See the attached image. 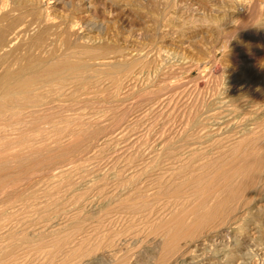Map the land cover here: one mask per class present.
Returning <instances> with one entry per match:
<instances>
[{"label": "rangeland", "instance_id": "obj_1", "mask_svg": "<svg viewBox=\"0 0 264 264\" xmlns=\"http://www.w3.org/2000/svg\"><path fill=\"white\" fill-rule=\"evenodd\" d=\"M12 1L15 2V0ZM40 3L39 8L28 6L27 10L21 8L20 13L17 12L19 14L15 12L12 15V31L16 25L18 27L21 24L37 21L35 18L39 16V10L46 11V8L48 11L50 10L48 15L55 22V27L33 24L34 27L28 32L31 37L27 33L24 34L21 43L18 41L17 45L19 46L16 45L12 51L11 68L19 70L20 67L23 68L30 62L35 64L40 60H44L46 65L52 64L47 65L48 67H53L60 62L66 65L76 64V60H81L83 63H89V71L85 70L86 73L83 71L78 76H65L64 79L55 81L56 83L52 81L46 84L39 83L34 86L30 95L20 96L14 104L12 103V107L0 110V119L4 118L0 120L2 128H0V135L4 139L2 143L7 139L13 141L14 138H20V135L23 136L24 142L28 139L26 142L29 143L27 145L23 142L24 147H20L21 143H17V145L16 141L13 143L10 141L12 148H9V151L22 153L21 156L24 154L25 157L22 156V158L26 160L12 162L14 166H7L8 169L0 170L4 173H0V182L9 180L7 175L10 178L12 175L10 180L22 178L20 182L18 181L19 183H12L13 185L4 182L1 185L0 183V264H142L144 261L147 262L144 264L154 263L155 260L152 261V259H156L155 256H157L155 254L156 240L164 239L166 235V230L161 227L162 222H167L176 209L177 211L184 209V204L187 207L186 203L191 197L192 188L197 187L192 183L185 184L184 178L191 179L194 175L193 178H200L203 181V179L214 177L218 169L221 172L224 170L225 175L232 176L236 171L234 168L241 162L238 160V164L235 166V163L233 164L231 161L234 158H239L242 154L241 151L250 153L252 152L250 150L256 152L261 150L264 152V0H40ZM32 14L36 16H32ZM31 19H34V22ZM72 30L78 33L76 34L78 37L73 35ZM81 36L88 37V42L80 40ZM19 47L20 49H18ZM117 64H125L128 69L125 70L126 72L124 71L125 73L114 71L113 66ZM3 72L0 69V77ZM131 76L135 79L127 83L126 79ZM172 87L175 88L172 89ZM238 89L242 92L240 93ZM1 91L0 89V93ZM102 105L105 106L102 107ZM97 109L102 114H99ZM15 112L17 113L15 114ZM15 119L17 122L14 121ZM72 122L73 124H71ZM69 126L73 128H69ZM77 131L78 134L81 133L80 137L85 136L84 139H81L82 145L78 143L75 152L71 151L66 154L68 156L60 157L58 148L62 147L64 143L67 145L71 136L75 135ZM102 137H105L106 141L109 139L108 143L103 142ZM41 138L45 143L40 141ZM205 138L207 141L204 140ZM242 139H244V143ZM240 142L243 145H240ZM31 145L33 149L36 147L40 149L42 146L45 148L48 146V149L37 154L31 152L32 148H29L30 152H28L26 148ZM98 147L99 149H97ZM15 148L16 150H14ZM31 154L34 158L37 157L34 159ZM113 154L114 156H112ZM80 159L82 160L80 161ZM227 159H229L228 162ZM76 160L84 164L80 167L82 169L75 167V170L74 168L72 170L70 168L73 164L78 163ZM209 163L215 165L212 166ZM230 163L231 166H229ZM64 166L67 171L64 170ZM200 166L201 168H199ZM225 167L229 169H225ZM231 167L233 170L230 169ZM62 169L66 171L64 172L66 175L60 171ZM2 175L7 176V180L3 179L5 177ZM177 175L178 177H176ZM61 176L64 178L61 179ZM174 178L176 179L174 180ZM261 178H264V175ZM118 181L120 182L117 183ZM120 183L121 185H119ZM172 184L174 185L172 186ZM7 185L8 188L14 187L8 189ZM259 185V192L255 193L258 199L252 195V199L249 200L251 204L247 200L246 207L256 202L255 199L258 201L264 196L263 179ZM51 189L53 190L51 191ZM177 190L180 191L179 196L174 197ZM141 195L146 196L142 198ZM181 197L183 198L181 199ZM241 209L234 215L235 217L239 215L243 217L247 212L245 209ZM23 220H27V222ZM51 220H54L53 223ZM155 223H157L156 227ZM155 229H158L160 233L157 232L158 230L155 233ZM31 230L33 231L31 232ZM213 230H205V232H209V235L204 232V238H202L207 251L205 248L202 250L203 246L197 252H190L192 248L185 249V254L190 253L191 256L186 255L185 259L187 260L178 264H213L214 262V264H232V262L233 264L242 262L244 264L245 261L247 264H254V262L255 264H264V261L261 263L259 260L260 257H256L254 260L252 258L251 261L236 257H233L235 260L230 259L226 252L231 248V242L225 237L215 238L216 229L215 233L212 232L214 236L210 234V231ZM158 237L159 239H157ZM225 242L226 244H224ZM213 244L214 246H212ZM113 245L116 246V248L114 247L116 250L112 248ZM216 245L218 246L216 247ZM6 250L8 251L6 252ZM220 250L222 252H219ZM100 251L107 252V256L92 262L88 257L89 254ZM202 251H204L203 256ZM114 257H117L116 260ZM98 260L102 261L98 262Z\"/></svg>", "mask_w": 264, "mask_h": 264}, {"label": "bare ground", "instance_id": "obj_2", "mask_svg": "<svg viewBox=\"0 0 264 264\" xmlns=\"http://www.w3.org/2000/svg\"><path fill=\"white\" fill-rule=\"evenodd\" d=\"M60 2V1H59ZM43 3V2H42ZM41 3H40V0H28V1H22V0H18V1H16L15 0V2L14 1H12V0H0V69H2V71H4L3 73H2V75H1V77H0V89L2 90L1 91V93H0V110H4L5 108L7 109L8 107H10L11 105H12V103L14 104L15 103V101L17 100V98L18 97H20V96H24V95H30V93L31 92H33V88H35L34 86L35 85H39V83H41V84H46V83H48V82H50L51 83V81L52 82H55V81H60V79H64V77L65 76H72V75H76V76H78V74L80 75V73L82 72L83 73V71H85V70H87V71H89L88 70V68H89V63L87 64L86 62H82L81 60V62L80 61H78V60H76V64H71V65H66V64H63V62L61 63H58V64H56V65H54L53 67H48V66H50V65H52V64H50V65H46V63L45 62H43L44 60H40L38 63H35V64H33L32 62H30V64H32V65H30V64H26L23 68L22 67H20V69L19 70H13L11 67H12V51H14V49H15V46L21 41V40H23L22 38L24 37L23 35L24 34H26L27 33V35L29 36V37H31L29 34H28V32H30L31 30H32V27H34V26H32L33 24H37L38 23V25L39 24H43V26H46V25H51V26H53V27H55L54 26V24H55V22H53L50 18H49V15H48V13L50 12V10L48 11V9L46 8V11L45 10H39V16L37 17V18H35L37 21H35L34 22V19H31L34 23H30V24H21V25H19L18 27H17V25L14 27V31H12L13 29H12V15L13 14H15V12L17 13V12H19L20 13V10H21V8H24V10H27V8L26 7H28V6H30V8L31 7H34V8H39V5H40ZM66 4V3H65ZM26 8V9H25ZM51 8V7H50ZM33 9V8H32ZM31 9V10H32ZM254 10V9H253ZM53 11V10H52ZM30 12V11H29ZM19 13H17V14H19ZM21 13H23V12H21ZM30 14V13H29ZM28 14V15H29ZM26 14H24V16H25ZM33 15H35V14H32V16ZM22 16V15H21ZM36 16V15H35ZM51 16V15H50ZM26 17V16H25ZM30 19V17L28 18V20ZM16 20H17V17H16ZM32 21H30V22H32ZM29 22V21H28ZM59 23H61V22H59ZM41 26V25H40ZM72 26V25H71ZM17 27V28H16ZM35 27H36V25H35ZM37 28H38V26H37ZM48 28V27H47ZM35 29V28H34ZM40 29V28H39ZM52 29V28H51ZM55 29V28H54ZM59 29V28H58ZM72 29V28H71ZM70 29V30H71ZM37 31V30H36ZM56 31V30H55ZM57 33V32H56ZM55 33V34H56ZM72 33H73V35H75V36H77L76 34H78V33H75V32H73V30H72ZM31 34V33H30ZM33 34V33H32ZM48 35V34H47ZM60 35V34H59ZM222 35V34H221ZM23 36V37H22ZM26 36V35H25ZM80 36V35H79ZM78 37V36H77ZM87 37V36H86ZM218 37V36H217ZM88 38V37H87ZM87 38H84L83 36H81L79 39L80 40H82L83 42H88L87 41ZM78 39V38H77ZM92 39V38H91ZM226 39V38H225ZM26 40H27V38H26ZM19 41V42H18ZM47 42V41H46ZM137 42V41H136ZM21 43V42H20ZM226 43V42H225ZM224 43V44H225ZM24 44V43H23ZM17 46H19V45H17ZM21 46V45H20ZM23 46V45H22ZM21 46V47H22ZM24 47V46H23ZM18 49H20V47L18 48ZM87 51V50H86ZM135 51V50H134ZM15 52H17L16 50H15ZM14 52V53H15ZM49 52V51H48ZM18 53V52H17ZM246 53V52H245ZM251 53V52H250ZM253 53V52H252ZM49 54V53H48ZM16 55V54H15ZM132 55V54H131ZM25 56V55H24ZM72 56V55H71ZM86 56V55H85ZM158 56V55H157ZM14 57V56H13ZM96 58V57H95ZM142 58V57H141ZM97 59H101V58H97ZM105 59V58H104ZM14 60V59H13ZM16 60V59H15ZM39 60V59H38ZM174 60V59H173ZM46 61V60H45ZM77 61H78V63H77ZM120 61V60H119ZM16 62V61H15ZM75 62V61H74ZM112 62H114V61H112ZM91 63V62H90ZM102 63V62H101ZM100 63V64H101ZM106 63V62H105ZM128 63V62H127ZM175 64V63H174ZM16 65V64H15ZM97 65H99V64H97ZM103 65V64H102ZM105 65V64H104ZM107 65H108V62H107ZM128 65V64H127ZM131 65V64H130ZM109 66V65H108ZM128 66H126L125 64H117V65H114L113 66V70L114 71H118V72H121V73H125L126 71L125 70H127L128 68H127ZM9 68V69H8ZM10 68H11V70H10ZM108 69V68H107ZM111 69V68H110ZM109 69V70H110ZM169 69H171V68H169ZM132 70V69H131ZM157 70V69H156ZM161 70V69H160ZM125 71V72H124ZM109 72V71H108ZM134 72V71H133ZM166 72V71H165ZM171 72V71H170ZM178 72H180V71H178ZM85 73H86V71H85ZM88 73V72H87ZM96 73V72H95ZM99 73V72H98ZM110 74H111V72H109ZM108 73V74H109ZM129 73H130V71H129ZM97 74V73H96ZM100 74V73H99ZM104 74V73H103ZM119 74V73H118ZM157 74V73H156ZM114 75H116L115 73H114ZM139 75V74H138ZM154 75V74H153ZM101 76V75H100ZM106 76V75H105ZM126 76V75H125ZM108 77H109V75H108ZM141 77V76H140ZM75 78V77H74ZM125 78V77H124ZM127 78V77H126ZM138 78H139V76H138ZM135 79V78H134ZM133 79V77L131 76L130 78H128V79H126L127 80V83H129L130 81H133L134 80ZM163 79V78H162ZM66 80V79H65ZM137 80V79H136ZM141 80V79H140ZM240 80H242V79H240ZM64 81V80H63ZM62 82V81H61ZM239 82V81H238ZM56 83V82H55ZM75 83V82H74ZM88 84V83H87ZM93 84V83H92ZM121 84H122V82H121ZM172 84V83H171ZM171 84H169V85H171ZM125 85H127V84H125ZM124 85V86H125ZM178 85V84H177ZM236 85H238V84H236ZM242 85V84H241ZM92 86V85H91ZM157 86H159L158 84H157ZM163 86V85H162ZM175 86V85H174ZM234 86V85H233ZM46 87V86H45ZM247 87V86H246ZM158 88V87H157ZM165 88H168V87H165ZM170 88V87H169ZM168 88V89H169ZM173 88H175V87H172V89ZM127 89V88H126ZM93 90V89H92ZM161 90V89H160ZM35 91V90H34ZM232 91V90H231ZM238 91H239V89H238ZM245 91V90H244ZM240 92V91H239ZM242 92V91H241ZM240 92V93H241ZM255 92V91H254ZM148 93V92H147ZM35 94V93H34ZM44 94V93H43ZM125 94V93H124ZM145 94V93H144ZM154 94H156V93H154ZM165 94V93H164ZM74 95V94H73ZM97 95V94H96ZM146 95V94H145ZM237 95V94H236ZM239 95V94H238ZM26 96V97H27ZM126 96V95H125ZM147 96V95H146ZM89 97V96H88ZM110 98V97H109ZM24 99V98H23ZM32 99V98H31ZM37 99V98H36ZM104 100H105V98H103ZM125 99V98H124ZM130 99V98H129ZM177 99V98H176ZM251 99V98H250ZM84 100V99H83ZM126 100V99H125ZM20 101V100H19ZM85 101H86V99H85ZM101 101V100H100ZM114 101V100H113ZM136 101V100H135ZM249 101V100H248ZM94 102H95V100H94ZM104 102V101H103ZM118 102V101H117ZM124 102V101H123ZM133 102V101H132ZM80 103V102H79ZM135 103V102H134ZM138 103V102H137ZM171 103V102H170ZM18 104V103H17ZM30 106H31V104L30 103H28ZM57 104V103H56ZM80 104H82V103H80ZM86 104V103H85ZM103 104V103H102ZM154 104V103H153ZM163 104V103H162ZM221 104V103H220ZM234 104V103H233ZM58 105H60V104H58ZM90 105V104H89ZM99 105V104H98ZM133 105V104H132ZM136 105V104H135ZM81 106V105H80ZM101 106V105H100ZM103 106H105V105H102V107ZM134 106V105H133ZM161 106V105H160ZM259 106V105H258ZM12 107V106H11ZM15 107V106H14ZM32 107V106H31ZM68 107V106H67ZM92 107H93V105H92ZM98 107V106H97ZM3 108V109H2ZM90 108H91V106H90ZM17 109V108H16ZM52 109V108H51ZM58 109H59V107H58ZM94 109V108H93ZM104 109V108H103ZM102 109V110H103ZM249 109V108H248ZM255 109V108H254ZM44 110V109H43ZM67 110V109H66ZM101 110V111H102ZM251 110V109H250ZM253 110V109H252ZM23 111V110H22ZM97 111L99 112V110L97 109ZM96 111V112H97ZM137 111V110H136ZM158 111V110H157ZM9 112V111H8ZM7 112V113H8ZM29 112V111H28ZM36 112V111H35ZM72 112V111H71ZM93 112V111H92ZM230 112V111H229ZM258 112V111H257ZM7 113H6V115H7ZM17 112H15V114H16ZM27 113V112H26ZM38 113V112H37ZM81 113V112H80ZM95 113V112H94ZM105 113V112H104ZM176 113V112H175ZM30 114V113H29ZM99 114H102V113H100L99 112ZM98 114V115H99ZM122 114V113H121ZM169 114V113H168ZM255 114V113H254ZM256 114H258V113H256ZM2 115V114H1ZM5 115V116H6ZM14 115V114H13ZM31 115V114H30ZM49 115V114H48ZM117 115H119V114H117ZM116 115V116H117ZM210 115V114H209ZM3 116V115H2ZM14 116H16V115H14ZM33 116V115H32ZM40 116V115H39ZM65 116V115H64ZM128 116V115H127ZM249 116V115H248ZM20 117V116H19ZM29 117V116H28ZM97 117V116H96ZM95 117V118H96ZM231 117V116H230ZM244 117V116H243ZM26 118V117H25ZM40 118V117H39ZM65 118V117H64ZM67 118V117H66ZM65 118V119H66ZM72 118V117H71ZM84 118V117H83ZM98 118H100L99 116H98ZM103 118V117H102ZM104 118H105V116H104ZM124 118V117H123ZM188 118V117H187ZM186 118V119H187ZM198 118V117H197ZM219 118V117H218ZM223 118V117H222ZM2 119H4L3 117H1V119L0 120H2ZM38 119V118H37ZM41 119V118H40ZM88 119V118H87ZM118 119V118H117ZM6 120V119H5ZM11 120V119H10ZM35 120V119H34ZM62 120H63V118H62ZM71 120V119H70ZM81 120H82V118H81ZM102 120V119H101ZM108 120V119H107ZM174 120V119H173ZM15 122H17L16 121V119L14 120ZM20 121V120H19ZM85 121V120H84ZM88 121H89V119H88ZM103 121V120H102ZM125 121V120H124ZM142 121H144V120H142ZM1 122V121H0ZM11 122V121H10ZM25 122V121H24ZM35 122V121H34ZM76 122V121H75ZM87 122V121H86ZM98 122V121H97ZM100 122V121H99ZM139 122V121H138ZM224 122V121H223ZM235 122V121H234ZM67 123H68V121H67ZM106 123V122H105ZM131 123V122H130ZM2 124V123H1ZM10 124V123H9ZM14 124V123H13ZM21 124V123H20ZM71 124H73V122L71 123ZM70 124V125H71ZM86 124V123H85ZM90 124H91V122H90ZM94 124V123H93ZM108 124V123H107ZM149 124V123H148ZM184 124V123H183ZM187 124V123H186ZM242 124V123H241ZM11 125V124H10ZM31 125V124H30ZM35 125V124H34ZM69 125V124H68ZM77 125V124H76ZM92 125V124H91ZM105 125V124H104ZM112 125V124H111ZM178 125V124H177ZM194 125V124H193ZM2 126V125H1ZM42 126V125H41ZM75 126V125H74ZM82 126H85V125H82ZM90 126V125H89ZM94 126V125H93ZM108 126H110V125H108ZM116 126V125H115ZM226 126H227V124H226ZM3 127V126H2ZM6 127V126H5ZM10 127V126H9ZM17 127V126H16ZM15 127V128H16ZM48 127V126H47ZM55 127V126H54ZM66 127V126H65ZM72 127V126H71ZM70 126H69V128H71ZM87 127V126H86ZM85 127V128H86ZM96 127V126H95ZM114 127V126H113ZM143 127V126H142ZM152 127V126H151ZM179 127V126H178ZM205 127V126H204ZM1 128V127H0ZM8 128V127H7ZM12 129H13V127H11ZM38 128V127H37ZM64 128V127H63ZM73 128V127H72ZM77 128V127H76ZM83 128V127H82ZM107 128H109V127H107ZM183 128V127H182ZM210 128V127H209ZM219 128V127H218ZM224 128V127H223ZM227 128V127H226ZM2 129V128H1ZM33 129V128H32ZM66 129V128H65ZM68 129V128H67ZM84 129V128H83ZM120 129V128H119ZM128 129V128H127ZM206 129H208V128H206ZM9 130V129H8ZM28 130V129H27ZM52 130H53V127H52ZM69 130V129H68ZM67 130V131H68ZM85 130V129H84ZM86 130H88V129H86ZM212 130V129H211ZM219 130V129H218ZM221 130H222V128H221ZM225 130V129H224ZM249 130V129H248ZM247 130V131H248ZM2 131V130H1ZM15 131V130H14ZM13 131V132H14ZM55 131V130H54ZM118 131V130H117ZM171 131V130H170ZM206 131H208V130H206ZM220 131V130H219ZM223 131V130H222ZM240 131H242V130H240ZM3 132V131H2ZM8 132V131H7ZM6 132V133H7ZM23 132V131H22ZM25 132H26V130H25ZM34 132V131H33ZM53 132V131H52ZM57 132V131H56ZM61 132V131H60ZM83 133H85L84 131H82ZM123 132V131H122ZM208 132H210V131H208ZM233 132V131H232ZM249 132V131H248ZM261 132V131H260ZM11 133V132H10ZM24 133V132H23ZM74 133V132H73ZM76 133V132H75ZM200 133V132H199ZM19 134H20V132H19ZM37 134V133H36ZM40 134V133H39ZM56 134V133H55ZM65 134V133H64ZM81 134V133H80ZM80 134H78V131H77V133L75 134V135H73V136H71L72 138H71V140L69 141V143L66 145L65 143L63 144V145H66V146H63L62 144V147H59V145L57 144V147H59L58 148V151H60V157L62 156L63 157V155L65 156L66 154H68V153H70L71 151H73V152H75L76 150H75V148H77V145H78V143H82V141H81V139H84V137H80ZM87 134V133H86ZM181 134V133H180ZM201 134V133H200ZM246 134V133H245ZM3 135H5L4 133H3ZM8 135H9V133H8ZM28 135V134H27ZM89 135V134H88ZM192 135V134H191ZM209 135V134H208ZM13 136V135H12ZM58 136V135H57ZM61 136H62V132H61ZM60 136V137H61ZM68 136V135H67ZM0 137H1V135H0ZM3 137V136H2ZM1 137V138H2ZM23 136H21L20 135V138H14L13 139V141L15 142L16 141V143L15 144H20V147H24L23 145L24 144H27V142H28V139L24 142V140H23V138H22ZM25 137V136H24ZM35 137V136H34ZM92 137V136H91ZM112 137V136H111ZM110 137V138H111ZM0 138V170L1 169H8V167L7 166H11V165H13L12 164V162H18V160L19 161H22V160H26L25 158L23 159L22 158V156L24 155H22L21 156V154L22 153H12V151L10 152L9 151V148H12L10 145H12L11 144V142L10 141H12V140H6L5 142H3L2 143V140H4L3 138L1 139ZM7 138H8V136H7ZM22 138V139H21ZM28 138V137H27ZM37 138V137H36ZM43 138V137H42ZM42 138L40 139V141L42 140ZM52 138V137H51ZM50 138V139H51ZM59 138V137H58ZM70 138V137H69ZM94 138V137H93ZM96 138V137H95ZM12 139V138H11ZM25 139H26V137H25ZM39 139V138H38ZM37 139V140H38ZM49 139V140H50ZM53 139V138H52ZM87 139V138H86ZM102 140H103V142L104 141H106V138L105 137H102L101 138ZM230 139V138H229ZM245 139V138H244ZM244 139H242L243 140V143H244ZM249 139V138H248ZM256 139V138H255ZM30 140V139H29ZM34 140V139H33ZM36 140V139H35ZM45 140H46V138H45ZM58 140V139H57ZM59 140H60V138H59ZM90 140V139H89ZM93 140V139H92ZM98 140H99V137H98ZM109 139H107V141H108ZM204 140H206V138L204 139ZM203 140V141H204ZM226 140V139H225ZM242 140H240V141H242ZM260 140H261V138H260ZM13 141H12V143H13ZM32 141V140H31ZM39 141V140H38ZM37 141V142H38ZM43 141V140H42ZM54 141V140H53ZM56 141V140H55ZM81 141V142H80ZM87 141V140H86ZM85 141V142H86ZM106 141V143H108ZM135 141V140H134ZM197 141V140H196ZM200 141V140H199ZM207 141V140H206ZM215 141V140H214ZM252 141V140H251ZM24 142V144H22ZM44 142V141H43ZM48 142V141H47ZM46 142V143H47ZM116 142V141H115ZM216 142H217V140H216ZM235 142V141H234ZM253 142V141H252ZM255 142V141H254ZM36 143V142H35ZM40 143V142H39ZM42 143V142H41ZM45 143V142H44ZM43 143V144H44ZM58 143H60V142H58ZM62 143V142H61ZM89 143V142H88ZM88 143H85L86 145L88 144ZM100 143V142H99ZM204 143V142H203ZM206 143V142H205ZM210 143V142H209ZM208 143V144H209ZM211 143H212V141H211ZM223 143V142H222ZM226 143V142H225ZM243 143L242 142H240V145L242 144L243 145ZM260 143V142H259ZM17 144V145H18ZM49 144V143H48ZM51 144V143H50ZM84 144V143H83ZM146 144V143H145ZM248 144V143H247ZM261 144V143H260ZM14 145V144H13ZM22 145V146H21ZM27 145H29V143L27 144ZM27 145H26V147H27ZM36 145H37V143H36ZM46 145V144H45ZM82 145V144H81ZM89 145V144H88ZM91 145V144H90ZM93 145V144H92ZM100 145V144H99ZM103 145H105V144H103ZM109 145V144H108ZM107 145V146H108ZM188 145V144H187ZM209 145H211V144H209ZM224 145V144H223ZM238 145V144H237ZM16 146V145H15ZM32 146V145H31ZM31 146H29L28 148H26V150L28 151V150H30L29 148H32V150H30L31 152L33 151L34 153H41L42 151L44 152L45 150H47L48 148V146L45 148V147H40V149H38L37 147V149L35 148V149H33V146L31 147ZM50 146V145H49ZM53 146V145H52ZM102 146V145H101ZM106 146V147H107ZM116 146V145H115ZM123 146V145H122ZM145 146V145H144ZM239 146V145H238ZM252 146V145H251ZM19 147V148H20ZM56 147V146H55ZM56 147V148H57ZM87 147V146H86ZM86 147H84V148H86ZM163 147V146H162ZM206 147H208V146H206ZM211 147V146H210ZM225 147V146H224ZM245 147V146H244ZM252 147H254V145L252 146ZM251 147V148H252ZM80 147L78 146V149H79ZM84 148H82V149H84ZM89 148V147H88ZM112 148V147H111ZM131 148V147H130ZM143 148V147H142ZM171 148V147H170ZM169 148V149H170ZM256 148V147H255ZM95 149V148H94ZM97 149H99V147L97 148ZM102 149V148H101ZM116 149V148H115ZM114 149V150H115ZM161 149V148H160ZM186 149V148H185ZM192 149V148H191ZM194 149V148H193ZM206 149V148H205ZM210 149V148H209ZM230 149V148H229ZM253 149V148H252ZM258 149V148H257ZM260 149H261V147H260ZM11 150V149H10ZM14 150H16V148L14 149ZM24 150H25V148H24ZM75 150V151H74ZM80 150V149H79ZM90 150V149H89ZM139 150V149H138ZM159 150V149H158ZM163 150H164V148H163ZM179 150V149H178ZM233 150V149H232ZM243 150V149H242ZM245 150V149H244ZM247 150V149H246ZM263 150V149H262ZM18 151V150H17ZM20 151V150H19ZM30 151H28V152H30ZM95 152H96V150H94ZM98 151V150H97ZM120 151V150H119ZM165 151V150H164ZM182 151V150H181ZM189 151H191L190 149H189ZM201 151H203V150H201ZM205 151V150H204ZM222 151V150H221ZM237 151V150H236ZM249 151V150H248ZM250 151H252V152H250V153H244V152H242L241 151V155L239 156V158H234L232 161H231V163L233 162V164L236 166L238 163V160L241 162V164L239 165V166H236V168H234L236 171H235V173L232 175V176H229V175H225L226 173L225 172H221L220 171V169H218L217 170V173H215V176L214 177H212V178H206V179H203V181H201L200 180V178H193L194 177V175L192 176V178L191 179H189L188 177H187V179H185L184 178V183L185 184H195V185H197V187H194V185H193V187H194V189L192 188V191L191 190H189V191H191V197H190V199L189 200H187L188 202L186 203V204H188L187 205V207H186V205L184 204V206L185 207H183L184 209H178V211H177V209H176V211H173V213H172V215H171V217H170V215H169V220L166 222H162L163 223V225L161 224V227H163V229H165L166 230V235L164 236V239H159V237L157 238V239H159V240H156L157 242V245H155L156 246V250H155V252H154V250H153V253H155L157 256H155L156 257V259H152V261L153 260H155L154 261V263H150V264H178L179 262L181 263H184L183 261L184 260H187V259H185V258H187L186 257V255L187 254H185L186 252V250H188V249H190V248H192L191 249V251L190 252H197V251H200L201 250V246H203L202 247V250L205 248L204 246H205V244H204V239L202 240V238H204V234L206 233L207 235H209L208 233H207V231L205 232V230H209V229H216V236H215V238L217 237H225V238H227L228 239V241L229 242H231V244H232V246H231V248L227 251V247L226 246H224V247H226L225 248V250L227 251H225L226 253H227V256L231 259V258H233V257H236L237 259H242V260H244L245 258H246V260L247 259H249L248 261H251L252 260V258H253V260H254V258H256V257H260L259 258V260H261V263H262V261H264V196H262L258 201L255 199V201L256 202H252V200H251V202L253 203L251 206H249V207H246L248 204V202L247 203H245L247 200L249 201L250 200V198L252 199V195H255V193L256 192H259L258 191V189H259V184H260V181L263 179V181H264V178H261V176H263L264 175V152L262 151L261 152V150H260V152H256V151H254V150H250ZM254 151V152H253ZM258 151H259V149H258ZM27 152V153H28ZM48 152V151H47ZM46 152V153H47ZM55 152H56V149H55ZM129 152V151H128ZM160 152V151H159ZM166 152V151H165ZM178 152V151H177ZM185 152H187V151H185ZM219 152V151H218ZM39 153V154H40ZM85 153V152H84ZM109 153V152H108ZM119 153V152H118ZM184 153V152H183ZM195 153V152H194ZM193 153V154H194ZM212 153V152H211ZM220 153V152H219ZM29 154V153H28ZM55 154H57V153H55ZM80 154V153H79ZM105 154V153H104ZM146 154V153H145ZM196 154V153H195ZM199 154H200V152H199ZM210 154V153H209ZM235 154V153H234ZM240 154V153H239ZM32 155V154H31ZM41 155H43V154H41ZM46 155V154H45ZM52 155V154H51ZM54 155V154H53ZM85 155V154H84ZM101 155V154H100ZM102 155H103V153H102ZM101 155V156H102ZM124 155V154H123ZM168 155V154H167ZM178 155H180V154H178ZM211 155V154H210ZM236 155V154H235ZM44 156V155H43ZM58 156H59V154H58ZM66 156H68V155H66ZM65 156V157H66ZM111 156V155H110ZM112 156H114V154L112 155ZM151 156V155H150ZM166 156V155H165ZM164 156V157H165ZM173 156V155H172ZM196 156H198V155H196ZM205 156V155H204ZM209 156V155H208ZM207 156V157H208ZM221 156V155H220ZM232 156V155H231ZM230 156V157H231ZM23 157H25V156H23ZM31 157V156H30ZM32 157H33V155H32ZM37 157V156H36ZM35 157V158H36ZM53 157V156H52ZM64 157V158H65ZM74 157V156H73ZM77 157H79V156H77ZM120 157V156H119ZM118 157V158H119ZM158 157V156H157ZM161 157V156H160ZM163 157V156H162ZM179 157V156H178ZM193 157H194V155H193ZM201 157V156H200ZM217 157V156H216ZM22 158V159H21ZM34 158V157H33ZM34 158V159H35ZM45 159H46V157H44ZM71 158V157H70ZM82 158V157H81ZM95 158V157H94ZM141 158V157H140ZM168 158V157H167ZM180 158V157H179ZM212 158V157H211ZM220 158V157H219ZM21 159V160H20ZM39 159V158H38ZM43 159V158H42ZM41 159V160H42ZM78 159V158H77ZM83 159V158H82ZM82 159H80V161L82 160ZM174 159V158H173ZM187 159V158H186ZM225 159V158H224ZM52 160V159H51ZM59 160V158L57 159V161ZM62 160H63V158H62ZM67 160V159H66ZM140 160V159H139ZM189 160V157H188V159H187V161ZM192 160V159H191ZM202 160H204V159H202ZM214 160H216V159H214ZM228 160L229 159H227V162H228ZM43 161V160H42ZM72 161V160H71ZM77 161V160H76ZM79 161V160H78ZM77 161V162H78ZM109 161V160H108ZM117 161V160H116ZM132 161V160H131ZM175 161V160H174ZM177 161V160H176ZM196 161H198V160H196ZM195 161V162H196ZM206 161V160H205ZM226 161V160H225ZM26 162V161H25ZM38 162H39V160H38ZM41 162V161H40ZM44 162V161H43ZM70 162V161H69ZM75 162V161H74ZM74 162H72V163H74ZM76 162V163H77ZM184 162V161H183ZM190 162V161H189ZM211 162V161H210ZM223 162V161H222ZM239 162V163H240ZM28 163V162H27ZM26 163V164H27ZM29 163H30V161H29ZM33 163H35V162H33ZM46 163H47V160H46ZM49 163V162H48ZM56 163V162H55ZM63 163V162H62ZM61 163V164H62ZM90 163V162H89ZM92 163V162H91ZM96 163V162H95ZM128 163H130V162H128ZM145 163V162H144ZM198 163H199V161H198ZM198 163H196V164H198ZM214 163V162H213ZM212 163V164H213ZM220 163V162H219ZM231 163H230V165L229 166H231ZM37 164V163H36ZM39 164V163H38ZM53 164V163H52ZM51 164V165H52ZM69 164H71V163H69ZM86 165H87V163H85ZM124 164V163H123ZM122 164V165H123ZM126 164V163H125ZM141 164V163H140ZM148 164V163H147ZM195 164V165H196ZM202 164V163H201ZM206 164H207V162H206ZM210 164V163H209ZM212 164H210V165H212ZM222 165H223V163H221ZM225 164V163H224ZM24 166H25V163L23 164ZM34 165V164H33ZM32 165V166H33ZM42 165H43V163H42ZM49 165H50V163H49ZM48 165V166H49ZM84 164L83 163H77V164H73V166L72 167H70L72 170H73V168H74V170H75V167H82ZM122 165H120V166H122ZM181 165H182V163H181ZM215 165V164H214ZM214 165H212V166H214ZM14 166V165H13ZM38 166V165H37ZM66 166V165H65ZM64 166V167H65ZM140 166V165H139ZM138 166V167H139ZM186 166V165H185ZM207 166V165H206ZM211 166V167H212ZM219 166H221V165H219ZM228 166V165H227ZM18 167V166H17ZM34 167V166H33ZM54 167V166H53ZM58 167V166H57ZM61 166H59L58 168H60ZM85 167V166H84ZM124 167H126V166H124ZM128 167V166H127ZM150 167V166H149ZM148 167V168H149ZM172 167V166H171ZM191 167V169H192V166H190ZM193 167H195V166H193ZM205 167V166H204ZM204 167H202V168H204ZM208 167V166H207ZM206 167V168H207ZM210 167V168H211ZM25 168H26V166H25ZM49 168V167H48ZM47 168V169H48ZM109 168V167H108ZM180 168H181V166H180ZM198 168V167H197ZM199 168H201V166L199 167ZM198 168V169H199ZM205 168V169H206ZM227 167H225V169H226ZM13 169V168H12ZM56 169V168H55ZM76 169H78V168H76ZM80 169H82V168H80ZM87 169V168H86ZM165 169V168H164ZM178 169V168H177ZM176 169V170H177ZM212 169H213V167H212ZM215 169H217V168H215ZM227 169H229V168H227ZM230 169H232V167L230 168ZM10 170V169H9ZM25 170V169H24ZM27 170H29V169H27ZM64 170H66V167L64 168ZM63 169L62 170H60V171H63L62 173H64V172H66V171H64ZM137 170V169H136ZM146 170V169H145ZM181 170V169H180ZM203 170V169H202ZM210 170V169H209ZM222 170V169H221ZM233 170V169H232ZM8 171V170H7ZM6 171V172H7ZM57 171V170H56ZM56 171H54V172H56ZM59 171V172H60ZM78 171V170H77ZM114 171V170H113ZM144 171V170H143ZM161 171V170H160ZM173 171V170H172ZM183 171H184V169H183ZM219 171V172H218ZM226 171V170H225ZM26 172V171H25ZM53 172V171H52ZM227 172V171H226ZM0 173H2V174H4L2 171L0 172ZM8 173V172H7ZM7 173H5V174H7ZM19 173V172H18ZM33 173V172H32ZM42 173V172H41ZM68 173H70V172H68ZM110 173V172H109ZM148 173V172H147ZM172 173V172H171ZM179 173V172H178ZM194 173V172H193ZM196 173V172H195ZM9 174V173H8ZM43 174V173H42ZM55 174V173H54ZM65 174V173H64ZM190 174V173H189ZM210 174H211V172H210ZM232 174V173H231ZM29 175V174H28ZM31 175V174H30ZM29 175V176H30ZM34 175V174H33ZM59 175H61V174H59ZM66 175V174H65ZM115 175V174H114ZM159 175V174H158ZM201 175V174H200ZM199 175V176H200ZM212 175V174H211ZM224 175V176H223ZM1 176V175H0ZM8 176V177H7ZM6 177L7 178H9V180H7V178L5 177V175H2V177H5V178H3V179H5V180H7V181H3L4 183H8L9 185L11 184V185H13L12 183H14V184H16V183H19L20 182V180L22 179H19V180H17L16 178L14 179H12V180H10L11 178H12V175H11V178L9 177V175H7ZM64 176V175H63ZM63 176H61V179H62V177ZM68 176V175H67ZM71 176V175H70ZM132 176V175H131ZM139 176V175H138ZM151 176V175H150ZM167 176V175H166ZM191 176V175H190ZM189 176V177H190ZM210 176V175H209ZM224 177V178H222V177ZM23 177V176H22ZM176 177H178V175L176 176ZM218 177H220V178H218ZM233 177H239V178H233ZM24 178H27V177H24ZM23 178V179H24ZM31 178V177H30ZM64 178V177H63ZM66 178V177H65ZM115 178V177H114ZM136 178V177H135ZM152 178V177H151ZM156 178V177H155ZM53 179V178H52ZM59 179V178H58ZM66 179H69V178H66ZM97 179V178H96ZM112 179H113V177H112ZM117 179V178H116ZM119 179V178H118ZM141 179V178H140ZM148 179V178H147ZM157 179V178H156ZM166 179V178H165ZM176 178H174V180H175ZM202 179V178H201ZM26 180V179H25ZM29 180V179H28ZM65 180V179H64ZM133 180H134V178H133ZM158 180V179H157ZM178 180V179H177ZM19 181V182H18ZM63 181V180H62ZM68 181V180H67ZM79 181V180H78ZM125 181V180H124ZM141 181H143V180H141ZM147 181H149V180H147ZM155 181V180H154ZM160 181V180H159ZM180 181V180H179ZM2 181L0 182L1 183V185H2V183H3ZM22 182V181H21ZM103 182V181H102ZM113 182V181H112ZM120 181H118L117 183H119ZM133 182V181H132ZM135 182V181H134ZM144 182V181H143ZM162 182V181H161ZM164 182H165V180H164ZM167 182V181H166ZM178 182V181H177ZM176 182V183H177ZM199 182V183H198ZM114 183V182H113ZM121 183H122V181H121ZM121 183L119 184V185H121ZM126 183V182H125ZM145 183V182H144ZM172 183V182H171ZM170 183V184H171ZM262 183V182H261ZM96 184V183H95ZM143 184V183H142ZM156 184V183H155ZM160 184V183H159ZM164 184V183H163ZM4 185H6V184H4ZM21 185H22V183H21ZM80 185H81V183H80ZM80 185H79V187H80ZM83 185V184H82ZM90 185V184H89ZM92 185V184H91ZM98 185V184H97ZM125 185V184H124ZM174 184H172V186H173ZM176 185V184H175ZM26 186V185H25ZM86 186V185H85ZM113 186H115V185H113ZM130 186V185H129ZM129 186H127V187H129ZM138 186H140V185H138ZM155 186V185H154ZM162 186V185H161ZM182 186V185H181ZM264 186V185H263ZM2 187V186H1ZM7 188H8V185L6 186ZM5 187V188H6ZM11 187V186H10ZM9 187V188H10ZM12 187H14V186H12ZM11 187V188H12ZM54 187V186H53ZM58 187V186H57ZM117 187V186H116ZM116 187H114L115 189H116ZM119 187H121V186H119ZM142 187V186H141ZM140 187V188H141ZM160 187V186H159ZM166 187V186H165ZM171 187V186H170ZM175 187V186H174ZM179 187V186H178ZM189 187V186H188ZM3 188V187H2ZM8 188V189H9ZM15 188H17V187H15ZM55 188V187H54ZM94 188V187H93ZM132 188V187H131ZM147 188H149V187H147ZM169 188V187H168ZM180 188V187H179ZM190 188H191V186H190ZM190 188H188V189H190ZM23 189H24V187H23ZM103 189V188H102ZM112 189V188H111ZM115 189L113 190L114 192H115ZM139 189V188H138ZM153 189V188H152ZM160 189H162L163 190V188H160ZM175 189H177V188H175ZM187 189V188H186ZM187 189V190H188ZM1 190V189H0ZM12 190V189H11ZM14 190V189H13ZM18 190V189H17ZM26 190V189H25ZM53 189H51V191H52ZM128 190H130V189H128ZM135 190V189H134ZM143 190H144V188H143ZM157 190H159V189H157ZM165 190V189H164ZM169 190V189H168ZM187 190H185V191H187ZM7 191H9V190H7ZM50 191V192H51ZM122 191H123V189H122ZM147 191H148V189H147ZM172 191H174L173 189H172ZM10 192V191H9ZM13 192V191H12ZM15 192H16V190H15ZM18 192V191H17ZM64 192V191H63ZM69 192V191H68ZM95 192V191H94ZM139 192V191H138ZM158 192V191H157ZM164 192V191H163ZM166 192V191H165ZM179 190H177V192L175 193V195H174V197H178L179 195ZM2 193V192H1ZM7 193V192H6ZM44 193V192H43ZM46 193V192H45ZM49 193V192H48ZM52 193V192H51ZM70 193V192H69ZM113 193V192H112ZM120 193V192H119ZM128 193V192H127ZM133 193V192H132ZM160 193V192H159ZM169 193V192H168ZM186 193H188V191L186 192ZM114 194V193H113ZM143 194V193H142ZM148 194V193H147ZM149 194H151L150 193V191H149ZM164 194V193H163ZM221 194V195H220ZM261 194H263L262 192H261ZM51 195H53V194H51ZM112 195V194H111ZM129 195V194H128ZM135 195V194H134ZM138 195H139V193H138ZM167 195V194H166ZM181 195V194H180ZM183 195V194H182ZM190 195V194H189ZM24 196V195H23ZM142 196V195H141ZM143 196H146V195H143ZM143 196H142V198H143ZM152 196V195H151ZM150 196V197H151ZM159 196V195H158ZM184 196V195H183ZM256 196V195H255ZM17 197V196H16ZM15 197V198H16ZM46 197V196H45ZM114 197V196H113ZM126 197H127V194H126ZM134 197V196H133ZM167 197V196H166ZM173 197V198H174ZM254 197V196H253ZM47 198H49V197H47ZM56 198V197H55ZM90 198V197H89ZM94 198V197H93ZM115 198H117V197H115ZM132 198V197H131ZM142 198H140V199H142ZM169 198V197H168ZM172 198V197H171ZM183 197H181V199H182ZM255 198H257V196L255 197ZM52 199V198H51ZM83 199V198H82ZM106 199H107V197H106ZM109 199V198H108ZM124 199V198H123ZM123 199H122V201H123ZM157 199V198H156ZM177 199V198H176ZM258 199V198H257ZM37 200V199H36ZM78 200V199H77ZM93 200V199H92ZM91 200V201H92ZM116 200V199H115ZM130 200V199H129ZM151 200V199H150ZM169 200V199H168ZM180 200V199H179ZM185 200V199H184ZM185 200V201H186ZM80 201V200H79ZM109 201H111V200H109ZM175 201V200H174ZM253 201H254V199H253ZM54 202V201H53ZM78 202V201H77ZM93 202V201H92ZM157 202V201H156ZM182 201L180 200V203H181ZM82 203V202H81ZM95 203V202H94ZM105 203H106V201H105ZM146 203V202H145ZM85 204V203H84ZM89 204V203H88ZM98 204V203H97ZM154 204V203H153ZM182 204H183V202H182ZM244 204V205H243ZM245 204H247L246 206H245ZM249 204H251L250 203V201H249ZM106 205V204H105ZM109 205V204H108ZM157 205V204H156ZM242 205H243V207H242ZM98 206V205H97ZM169 206V205H168ZM183 206V205H182ZM181 206V207H182ZM245 206V207H244ZM90 207V206H89ZM165 207V206H164ZM171 207H173V206H171ZM171 207H169L170 209H171ZM180 207V208H181ZM35 208V207H34ZM103 208V207H102ZM116 208V207H115ZM135 208V207H134ZM137 208V207H136ZM177 208V207H176ZM242 208V209H241ZM56 209V208H55ZM90 209H91V207H90ZM132 209V208H131ZM131 209H129V210H131ZM152 209H153V207H152ZM243 210V209H245L247 212H245L244 213V215H243V213H242V215H243V217H240V215L239 216H234L235 214H237L238 213V211L239 210ZM79 210V209H78ZM44 211V210H43ZM1 212V211H0ZM134 212V211H133ZM153 212V211H152ZM23 213V212H22ZM33 213H35V212H33ZM128 213V212H127ZM27 214V213H26ZM62 214V213H61ZM146 214V213H145ZM39 215V214H38ZM154 215V214H153ZM241 215V216H242ZM13 216V215H12ZM11 216V217H12ZM37 216V215H36ZM58 216V215H57ZM148 216V215H147ZM76 217V216H75ZM90 217V216H89ZM137 217V216H136ZM142 217V216H141ZM167 217H168V215H167ZM166 217V218H167ZM20 218V217H19ZM33 219H34V217H32ZM52 218V217H51ZM57 218V217H56ZM111 218V217H110ZM26 219V218H25ZM52 219H55V218H52ZM58 219V218H57ZM142 219V218H141ZM107 220V219H106ZM138 220V219H137ZM165 220V219H164ZM23 221H25V220H23ZM29 221V220H28ZM36 221V220H35ZM46 221V220H45ZM53 221L54 220H51V222L53 223ZM25 222H27V220L25 221ZM37 222V221H36ZM47 222V221H46ZM113 222V221H112ZM120 222V221H119ZM133 222V221H132ZM142 222V221H141ZM160 222V221H159ZM19 223V222H18ZM30 223V222H29ZM28 223V224H29ZM32 223V222H31ZM73 223V222H72ZM76 223V222H75ZM101 223V222H100ZM118 223V222H117ZM116 223V224H117ZM121 224V223H120ZM153 224V223H152ZM20 225V224H19ZM69 225V224H68ZM136 225V224H135ZM156 225H157V223H155V227H156ZM28 226H30V224L28 225ZM154 226V225H153ZM22 227V226H21ZM91 227V226H90ZM104 227V226H103ZM121 227V226H120ZM152 227V226H151ZM154 227V228H155ZM158 227V226H157ZM63 228V227H62ZM99 228V227H98ZM122 228V227H121ZM153 228V229H154ZM36 229V228H35ZM58 229V228H57ZM91 229V228H90ZM104 229V228H103ZM119 229V228H118ZM149 229V228H148ZM161 229V228H160ZM162 229V230H163ZM13 230V229H12ZM40 230V229H39ZM65 230V229H64ZM96 230V229H95ZM142 230V229H141ZM158 230V229H157ZM156 229L154 230L155 231V233H156V231H157ZM165 230H163V231H165ZM210 231L211 233V235H212V232H214L215 233V231ZM33 230H31V232H32ZM85 231V230H84ZM109 231V230H108ZM151 231V230H150ZM161 231V230H160ZM30 232V231H29ZM39 232V231H38ZM90 232V231H89ZM101 232V231H100ZM106 232V231H105ZM114 232V231H113ZM157 232H159V230L157 231ZM205 232V233H204ZM37 233V232H36ZM121 233V232H120ZM126 233V232H125ZM151 233V232H150ZM154 233V234H155ZM160 233V232H159ZM158 233V234H159ZM34 235H35V231H34V233H33ZM77 234V233H76ZM87 234V233H86ZM106 234H107V232H106ZM110 234V233H109ZM129 234V233H128ZM133 234V233H132ZM158 234H157V236H158ZM163 234H165V232H163ZM162 234V235H163ZM9 235V234H8ZM146 235V234H145ZM28 236V235H27ZM83 236V235H82ZM119 236V235H118ZM124 236V235H123ZM134 236V235H133ZM133 236H131V237H133ZM150 236V235H149ZM212 236H214V235H212ZM105 237V236H104ZM112 237V236H111ZM121 237V236H120ZM207 237V236H206ZM205 237V238H206ZM210 237V236H209ZM73 238V237H72ZM129 238V237H128ZM135 238H136V234H135ZM134 238V239H135ZM163 238V237H162ZM214 238V237H213ZM32 239V238H31ZM95 239V238H94ZM127 239V238H126ZM131 239V238H130ZM142 239H144V238H142ZM208 239V238H207ZM226 239V240H227ZM10 240H12V239H10ZM20 240H21V238H20ZM28 240V239H27ZM33 240V239H32ZM68 240V239H67ZM83 240V239H82ZM105 240V239H104ZM113 240V239H112ZM136 240V239H135ZM140 240V239H139ZM150 240H152V239H150ZM154 240V241H155ZM216 240V239H215ZM225 240V241H226ZM42 241V240H41ZM116 241V240H115ZM114 241V242H115ZM126 241V240H125ZM134 241V240H133ZM132 241V242H133ZM137 241V240H136ZM146 241V240H145ZM221 241V240H220ZM228 241H226L227 243H228ZM24 242V241H23ZM95 242V241H94ZM103 242V241H102ZM108 243H109V241H107ZM119 242V241H118ZM131 242V243H132ZM152 242H153V240H152ZM207 242V241H206ZM210 242H213V241H210ZM215 242V241H214ZM221 242H223V241H221ZM226 242L224 243V244H226ZM16 243V242H15ZM42 243V242H41ZM50 243H51V241H50ZM79 243V242H78ZM110 243H111V241H110ZM215 243H217V241L215 242ZM214 243V244H215ZM13 244V243H12ZM100 244H101V242H100ZM114 244V243H113ZM126 244V243H125ZM128 244H130V243H128ZM136 244H138V243H136ZM139 244H141V243H139ZM138 244V245H139ZM207 244V243H206ZM208 244H210V243H208ZM212 244V243H211ZM210 244V245H211ZM214 244L212 245V246H214ZM222 244V243H221ZM220 244V245H221ZM22 245V244H21ZM37 245V244H36ZM56 245V244H55ZM83 245V244H82ZM96 245H97V243H96ZM107 245V244H106ZM110 245V244H109ZM115 245V244H114ZM113 245V247L112 248H116V246H114ZM120 245H122V244H120ZM132 245V244H131ZM223 245V244H222ZM229 245V244H228ZM17 246V245H16ZM31 246V245H30ZM81 246V245H80ZM118 246V245H117ZM141 246V245H140ZM218 245H216V247H217ZM230 246V245H229ZM51 247V246H50ZM57 247V246H56ZM86 247V246H85ZM93 247H95V246H93ZM97 247V246H96ZM106 247V246H105ZM110 247V246H109ZM108 247V248H109ZM153 247V246H152ZM207 247V246H206ZM223 247V246H222ZM9 248V247H8ZM11 248V247H10ZM38 248V247H37ZM98 248H99V246H98ZM101 248V247H100ZM103 248V247H102ZM114 248V249H115ZM129 248V247H128ZM154 248V247H153ZM208 248V247H207ZM214 248V247H213ZM54 249V248H53ZM56 249V248H55ZM64 249V248H63ZM104 249V248H103ZM138 249V248H137ZM142 249V248H141ZM155 249V248H154ZM186 249V250H185ZM13 250V249H12ZM91 250H92V248H91ZM94 250V249H93ZM116 250V249H115ZM123 250H125V249H123ZM185 250V251H184ZM205 250H206V248H205ZM208 250H209V248H208ZM8 250H6V252H7ZM10 251V250H9ZM97 251V250H96ZM113 251V250H112ZM140 251V250H139ZM207 251V250H206ZM205 251V252H206ZM24 252V251H23ZM89 252V251H88ZM92 252V251H91ZM204 251H202V253H203ZM208 252H210V251H208ZM219 252H222L221 250L219 251ZM219 252H218V254H219ZM107 253V252H106ZM105 252H94V253H88L89 254V256L88 257H90L91 258V261L93 262V260H97V259H99V258H102V257H104V256H107V254H106ZM140 253H141V251H140ZM189 253V252H188ZM114 254V253H113ZM154 254V255H155ZM190 254V253H189ZM188 254V255H189ZM196 254V253H195ZM214 254H215V252H214ZM214 254H213V256H214ZM225 254V253H224ZM6 255V254H5ZM87 255V254H86ZM117 255V254H116ZM133 255H135V254H133ZM153 255V254H152ZM187 255V256H188ZM193 255V254H192ZM199 255V254H198ZM204 255V253L202 254V256ZM230 255V256H229ZM112 256V255H111ZM115 256V255H114ZM119 256V255H118ZM117 256V257H118ZM123 256V255H122ZM136 256H137V254H136ZM189 256H191V255H189ZM116 257V258H117ZM120 257V256H119ZM129 257V256H128ZM226 257V256H225ZM224 257V258H225ZM82 258V257H81ZM86 258V257H85ZM106 258V257H105ZM115 258V257H114ZM116 258H115V260H116ZM122 258V257H121ZM193 258H195V257H193ZM198 258V257H197ZM209 258V257H208ZM84 259V258H83ZM104 259V258H103ZM119 259V258H118ZM122 259H124V258H122ZM144 259V258H143ZM146 259V258H145ZM204 259V258H203ZM202 259V260H203ZM205 259H206V257H205ZM226 259H228L227 257H226ZM90 260V259H89ZM121 260V259H120ZM137 260V259H136ZM148 260V259H147ZM191 260V259H190ZM222 260H223V258H222ZM233 260H235L234 258H233ZM232 260V261H233ZM256 260V259H255ZM85 261V260H84ZM88 261V260H87ZM100 260H98V262H99ZM102 261V260H101ZM100 261V262H101ZM110 261V260H109ZM124 261H125V259H124ZM128 261H130L129 259H128ZM149 261V260H148ZM221 261V260H220ZM224 261H226V260H224ZM86 262V261H85ZM104 262V261H103ZM115 262H117V261H115ZM120 262V261H119ZM131 262V261H130ZM136 262V261H135ZM145 262V261H144ZM144 262L142 263V264H144ZM150 262V261H149ZM193 262V261H192ZM195 262V261H194ZM197 262V261H196ZM245 262H247V261H245ZM244 262V264H247V263H245ZM87 263H89V261L87 262ZM121 263H122V261H121ZM133 263H134V260H133ZM138 263V262H137ZM140 263V262H139ZM145 263H147V262H145ZM190 263V262H189ZM211 263H212V261H211ZM215 263V262H214ZM213 263V264H214ZM239 263H240V261H239ZM243 263V262H242ZM242 263H240V264H242ZM252 263V262H251ZM257 263V262H256ZM92 264V263H91ZM112 264V263H111ZM114 264V263H113ZM124 264V263H123ZM141 264V263H140ZM192 264V263H191ZM203 264V263H202ZM225 264V263H224ZM232 264H233V262H232ZM254 264H255V262H254Z\"/></svg>", "mask_w": 264, "mask_h": 264}]
</instances>
